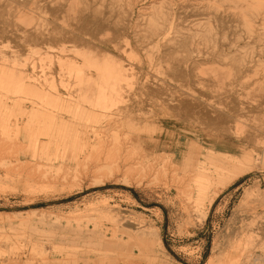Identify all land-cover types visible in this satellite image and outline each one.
Here are the masks:
<instances>
[{"label":"rangeland","instance_id":"rangeland-1","mask_svg":"<svg viewBox=\"0 0 264 264\" xmlns=\"http://www.w3.org/2000/svg\"><path fill=\"white\" fill-rule=\"evenodd\" d=\"M50 1L39 2L40 11L31 0H17L4 8L15 29L26 26L18 21L19 11L50 28L54 16L44 4ZM87 2L115 19L119 11H125L123 24L130 33L146 23L152 4L164 2L163 18L180 25L179 33L192 35L210 23L220 50H248L255 59L264 56V0ZM255 2L261 3L257 10L250 7ZM246 21L253 32L246 29ZM194 36L199 43L201 36ZM124 39L132 41L130 34ZM199 47L210 51L204 44ZM54 50L50 39L24 41L12 36L1 40L0 71L11 80L3 82L4 95L0 94V214L45 210L58 219L0 229V264H207L212 258L216 264H260L256 259L264 257V210H257L255 202H243L242 197L250 188L264 193V143L254 147L259 156L253 172L226 187L214 184L209 194H219L213 204L208 206L207 197L200 203L196 191L188 193L195 185L192 181L179 191L171 177L149 171L144 147L135 140L149 136L161 140L180 122L187 120L202 128V121L175 110L173 102L149 96L128 75L107 87L105 97L104 87L79 75V69L92 72L84 63L89 58L84 57L83 46L70 51L80 58L74 76L68 74L69 66V70L53 68ZM128 51L123 57L129 71L132 64L146 65L154 75L165 72L148 64L147 52ZM223 63L208 57L202 67L212 72L225 67ZM96 66L101 68V63ZM216 90V83L204 84L203 94L211 99L208 103L218 104ZM259 95L250 99L239 116L251 127L246 130L264 128L262 117L253 111L261 103ZM53 110L65 120L76 118L77 125L54 130L40 126L51 122ZM47 133L54 134L56 143H30L29 138L38 135L47 139L42 136ZM117 216L132 217L135 222L122 221L120 226ZM147 236L154 244L146 241ZM159 240L164 250L155 252ZM224 252H229L226 260Z\"/></svg>","mask_w":264,"mask_h":264},{"label":"bare ground","instance_id":"bare-ground-1","mask_svg":"<svg viewBox=\"0 0 264 264\" xmlns=\"http://www.w3.org/2000/svg\"><path fill=\"white\" fill-rule=\"evenodd\" d=\"M42 1L47 0H31L35 5ZM14 2L18 3L17 0H0V44L2 39L12 36H17L24 41L36 38L50 39L55 49L53 68L68 69L69 66L68 74L71 76L76 74L80 58L70 55V51L72 47L81 45L87 50L84 57L89 58L85 59L84 63L90 65L92 72L89 73L87 69L83 72L79 69L80 76H85L87 80L101 85L105 91L107 87L118 83L123 76L128 75L132 82L139 85L141 90L147 91L149 96L154 95L166 102H173L175 110L185 115L195 116L202 121L204 125L202 128L192 126V123L187 120L180 122L175 129L173 128V132L161 140L153 136L144 140H135L137 145H143L147 169L154 175L164 174L171 177L179 187V191L186 189L184 185L189 188L188 182L192 181L195 185L190 186L188 193L196 191L200 203L207 197L208 206H211L219 191H215L212 196L209 194L210 187L216 183H222L226 187L254 171L255 160L259 156L254 147L257 143H264V128L256 127L246 130V127L250 126L239 116L251 104L250 99L260 94L261 103L257 107L253 106L258 109L252 108V110L260 114L264 123V108H261L264 104L263 55L255 59L252 58V52L248 50L245 52L237 49L230 52L220 50L211 36L210 23L192 35L179 33L180 25L174 20L169 22L163 18L164 2L152 4L147 12L149 17L146 23L135 26L132 33L123 24V17L127 14L125 11H119L118 19H115L113 15L107 16L106 11L99 7L91 6L87 0H51L44 3L50 6L54 16L53 26L50 28L44 27L41 22H35L32 15L19 11L18 21L26 26L15 29L14 23L4 8ZM260 5V2H255L250 4V7L257 10ZM38 6L40 11L41 5ZM250 23L246 21L244 25L249 32H253ZM129 34L132 41L123 42ZM194 35L201 36L199 43L196 42ZM200 44H204L210 51L200 49ZM128 50L133 53L147 52L148 64L163 67L166 69L165 72L162 76L154 75L147 72L148 66L140 67L132 64H129L132 67L129 71L123 57L129 52ZM208 57L223 60L222 65L225 67L213 68L212 72L208 71L202 67L205 58ZM225 59H229V62L226 63ZM97 63H101V68L96 66ZM83 66L86 67L84 64ZM251 73L255 78L251 76ZM8 78L0 71L1 95H4L3 82ZM209 80L217 86V105L208 103L211 99L203 94L204 84ZM104 96H107V91L104 92ZM35 107L33 105L32 108ZM40 110L47 111L44 105H41ZM52 113L54 115H51V122L40 126L54 130L65 124L73 127L77 125V119L74 117L68 121L65 120L66 117L60 115V112L53 110ZM42 136L48 138H39L38 135L29 138V141L36 144L45 143L44 140H48L47 143L57 141L53 133L42 134ZM98 138L105 145V139L101 133ZM242 200L255 202L257 210H264V193L259 188L245 190ZM53 214L45 210L0 214V229L7 226L15 229L17 225L29 223L30 225L48 224L50 220L58 219L52 216ZM115 218L120 226L122 221L125 224L135 222L132 217L117 216ZM83 234L82 236L92 235ZM145 238L147 242L154 244L152 237ZM157 246L153 248V251L164 250L161 240ZM228 255L229 252H224L223 260L228 259ZM216 261V258H212L207 264H216ZM256 261L262 264L264 257H257Z\"/></svg>","mask_w":264,"mask_h":264}]
</instances>
